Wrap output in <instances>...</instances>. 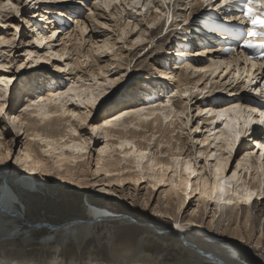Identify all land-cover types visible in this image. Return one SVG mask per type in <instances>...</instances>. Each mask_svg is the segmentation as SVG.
Returning a JSON list of instances; mask_svg holds the SVG:
<instances>
[{
	"label": "snow or ice",
	"instance_id": "obj_1",
	"mask_svg": "<svg viewBox=\"0 0 264 264\" xmlns=\"http://www.w3.org/2000/svg\"><path fill=\"white\" fill-rule=\"evenodd\" d=\"M47 2L49 0H19L18 3L14 2V0H6V2L0 3V30L11 29V33L7 37L4 34H0V47L6 50L5 56L7 61L0 62V86H2L0 87V191H3L8 197L13 208L17 210L26 209L21 192L18 191L17 186L22 188L24 192H27L35 184L50 182L48 178H58L72 185L96 188L100 193L110 192L112 196H117L119 192L113 190V186L117 188H123L126 184L139 186L143 181L151 180L155 183L146 185L145 187L155 189L157 185L165 184V177H167L168 173H172L170 183L173 187L179 189L180 185H185L191 190L193 195L201 194L206 201H213L217 206L252 205L256 199L264 202V184L258 190H252L246 186V182L242 181L239 176L241 171L248 172L251 158L256 156V152L246 150L245 145H251L253 148L259 149V160L264 162V75L257 81L256 76L249 75L247 71L241 76L239 70H237L235 78L227 79L225 83L232 86L233 90L228 93L229 95L237 96L240 91L252 93V98L256 99L255 104L238 99L228 106L217 105L214 108L210 105H214L221 97L211 95V89L206 87L198 89L196 93L201 103L205 105L203 110L193 111L191 108L187 109V112L181 110L175 116V119L179 121V126H176L173 121L172 137L174 138L178 132L182 135H188L187 132L183 131L184 129H188L191 133H201L206 130L199 119L195 120V125L189 128V125L193 124L194 117H201L202 115L215 117L216 119L208 121V124L214 127L217 126V120L224 122L222 127L218 128L219 135L214 138L226 145L224 150L227 152L228 157L216 161L214 184H211L207 177L203 180L198 177V173L194 170L191 160L187 162L184 168V171L188 174L187 178H180V157H172V164L165 162L157 163V157L165 158L169 156L168 151H161V149H165L166 147L171 149L173 145L168 144L166 146L164 143H160L157 147L153 148L157 140L155 135H152L151 139L147 141L145 150H137L136 144L131 140L120 141L114 145L121 152H123L125 147L129 149L124 155L125 157L135 159L134 169L123 167L120 171H106L101 168L99 163L96 164L94 169H90L83 163H80L78 166V161L83 162L88 159L87 153L92 147L93 138L100 140L107 139L105 133L102 131L103 129L119 128L120 122H123L125 129L132 128L137 129V131L141 129L147 131V126L160 122V117H164L165 122L173 120L172 116L166 115L167 110H171L174 114L176 113V109L172 107L173 101L171 97L177 96L179 93L173 89L167 92L159 102H145L142 105L133 104L132 98L129 96L126 98L127 107L118 108L110 118L103 122L96 124L89 123L93 112L98 111L97 104L101 100H104V103L101 104V108H103L104 105L113 103L114 98L121 91L118 86H122L123 82L128 78L129 73L133 71L125 56L116 52L115 44L108 43L112 37L107 34H105L104 44H98L93 41L88 48L90 53L93 48L99 49L97 59L100 64L99 76L103 78V84L97 80L96 76H91L90 79L94 84L91 93H88V89L85 88V94L77 95L73 100L71 95L73 89L77 88L80 84H87V81L82 80L81 76H74L72 85L70 87L65 86L66 90L55 91L46 99H35L18 110L32 116L43 115L47 105L59 104L60 98L67 97L65 103L82 106L86 109L85 114L81 116L76 111H57L52 112L51 115L58 116L63 114L70 117L67 131L73 139L69 140L65 136L61 139L59 145H56L55 141L41 139L39 135L28 136L27 140L40 141L41 144L46 145L41 150L44 154L43 157H39L31 152V149L27 145V140L23 144L19 143V140H25V136L19 127L18 116L13 112L11 107V97L10 95L8 97L5 95L8 87L13 84V81L17 80V77L13 74L41 64H47L51 70L64 74L76 73L79 70L78 65L68 64L64 66L53 62L54 60L64 61L69 56L67 51L53 50L56 45L63 44V34L52 27V30L47 31L44 36H41L36 26L31 22V17L38 5ZM55 2L63 14H55L54 19L57 22L60 20L65 21L70 28H77L78 35L83 36H87L89 31L93 33H102L103 30L112 31L109 23H101L96 11H89L93 4L98 9H110L111 5L119 6L126 4L133 12H136L137 8H144L147 11L151 7H154L151 0H149L147 5L139 3V0H131L130 3L129 0H111V4L109 2H102V0H55ZM165 3H167V0H165ZM257 4L261 8H264V0H203L205 10H211L216 13V17L212 20V23L217 26L226 27L234 23L238 24L242 18L250 21L252 27L250 30H243L247 33L246 37L237 43V47L241 51L257 47L264 49V31H258L255 27L259 24L261 28H264V13L256 11L255 6ZM187 8L188 0H179L177 12L180 15L176 20L175 31L184 32L185 40L190 35L188 25L191 23V19L188 18L189 12ZM226 8L229 11H224ZM232 9H239V14L233 12ZM155 12L157 13V17L154 21L146 19L143 21L146 29H155L160 22L162 18L159 16L161 12L160 7H155ZM107 15L113 21L119 19L117 15L112 14V11H108ZM12 16L18 19V24L9 23ZM163 18L171 22V14L167 11ZM39 19L46 23L48 21L46 15L40 16ZM84 19H88L90 25L85 24L83 22ZM21 25H23L26 33L31 34L30 37L22 39ZM129 31L138 33L136 38L131 41V47L135 48L136 45H145V47L138 49L137 59H146L155 50L151 44H148L143 39L148 34L147 31L142 30L139 23L133 26V20L128 19L124 32H117L116 35L123 41L125 34ZM161 31L162 35L160 39H163V36L167 35L170 29L165 27ZM31 37H35V39ZM256 38H259V43H257ZM33 47L37 50H33ZM122 47L123 49H129L130 45L124 43ZM213 50L214 46L210 45L205 49L194 50L192 55H200L202 52L207 57ZM222 51L229 53L235 52L236 49L225 47ZM105 56L107 60L103 59ZM244 59L250 60L252 57L247 56ZM213 63H216V61H213ZM219 64L225 65V61L220 60ZM225 66L232 67L231 64ZM251 68L255 71L257 65L252 64ZM261 68L264 69V65H261ZM199 70L206 71V69ZM109 72L112 74L111 77L108 75ZM149 74L154 75L155 78L168 79L163 71H159L156 68H152ZM217 84H219V80ZM205 94H208L207 99H205ZM105 97L107 99H104ZM183 97H189V92L184 91ZM233 114L235 116L234 119L232 118ZM73 121L76 122L75 126L72 123ZM78 129L90 132V135H82ZM208 135L212 136L214 134L209 132ZM17 137H19V140H17ZM112 139L119 140V137L114 136ZM64 141L68 142L65 143ZM197 143H200V141L198 140ZM202 143L203 145L214 147L210 144L207 136L203 138ZM54 145H56V155H54ZM107 148L108 144L104 143L103 146L98 149H92V151L98 150L100 153H104ZM237 148H239V153H237L236 162L233 164V170L227 175H222L228 172V161ZM65 150H70V154H65ZM150 151L155 153L147 167V171L152 173V175H145L146 169L143 165L145 160L149 158ZM177 151H179V148H177ZM199 157L206 160H215L217 152L211 151L205 157V153L201 151ZM121 163L123 164V161ZM201 167L203 168V166ZM157 170L161 175L159 179H157V175L155 174ZM125 172H136L138 175L135 177L131 175L125 177ZM202 175L203 171L200 173V176ZM8 176L14 178L13 182H6ZM41 176L45 178L43 181L38 179ZM191 177H198L195 181V188L192 187V183L190 182ZM178 178H180L179 184L177 183ZM201 184H203V187H201ZM241 185L244 186L241 187ZM147 195L148 193H145V196ZM158 198L159 194L151 201L146 200L143 204L146 213L171 222L169 227L175 230V234L181 238L182 242H186L189 245L198 241L210 243L208 240L209 235L215 239L218 233L224 232L227 229V234L236 240V245L226 250V255L231 264H244L242 249H248L254 255H258L260 257L259 264H264V240L257 243L258 237H264V230L257 227L254 231L247 221L241 223L239 219H232L227 216L221 217L218 225L217 213L201 212L204 205L196 202L192 206L188 205V192H184V195L179 198V202L172 205H168L167 203L161 205L158 202ZM234 215L238 216L239 213H234ZM202 218L204 219L203 227L206 231L204 235L198 236L195 233V228L201 226ZM88 222V218H76L75 220L65 222L64 225H51L49 227H36L39 224L31 222L33 227L30 231L26 232L25 239H30L32 233L40 234L47 249V259L42 264H144L143 261L133 259H123L118 262L103 259L101 256L102 252L119 257H134L146 253L147 249L124 241L114 234H99L86 230ZM145 227L154 228L155 225L149 221ZM209 229L211 230L210 232L207 231ZM235 232L239 234L234 235ZM0 264H37V262L27 259H8L0 256ZM209 264H220V262L214 259Z\"/></svg>",
	"mask_w": 264,
	"mask_h": 264
},
{
	"label": "bare ground",
	"instance_id": "obj_2",
	"mask_svg": "<svg viewBox=\"0 0 264 264\" xmlns=\"http://www.w3.org/2000/svg\"><path fill=\"white\" fill-rule=\"evenodd\" d=\"M3 1L4 0H0V3H4ZM163 1L165 2V0H162V2ZM172 1H175V0H170V2H172ZM102 2H109L111 4V0H102ZM170 2H168V4H170ZM49 3H51V4H49ZM41 4H43V3H41ZM47 4L50 5V7H48L49 10H51V9L55 10L57 7H59L57 5V3L55 2V0H49V2ZM43 7H46V6H43ZM155 7H157V6H155ZM58 9H60V8H58ZM109 10H111V9H109ZM102 11H104V9ZM225 11H227V8L225 9ZM117 12H118V14H121L123 11H117ZM142 12H143V10L141 8V11L139 13H142ZM167 12L171 14L172 21L169 22L167 19H164V22H163V25H162V29L164 27L170 28L171 25L176 24V21L173 18L172 10L170 8H168ZM57 13L61 14L62 13L61 9ZM47 14L48 13L45 12L42 15H46L48 17V21L52 22V17L50 15H47ZM152 14H153V11H152ZM152 14L148 15V17H147L148 21H154L156 19L157 13H155L154 15H152ZM113 15H115V14H113ZM128 16L132 17L131 16V12H130V15H128ZM215 17H216V13H215V16H213V17L205 15V18H204V20H202V22H204L206 24L205 25L206 28L213 27V28H217V29H221V30L231 31L232 33H235V34L238 33V35H242L243 34L244 27H243V23L242 22H240L238 24L234 23L233 25L226 26V27L217 26L214 23H212V20ZM124 18H125V15H124ZM120 19H119V21H120ZM126 21L127 20L125 19V21L123 23L122 22L115 23L118 26V32H121V33L124 32V29L127 27V22ZM31 22H32V20H31ZM83 22L86 24L87 21L84 20ZM102 23H105V22H102ZM138 23L140 24V21H138V20L137 21H133V26H135ZM33 24L36 25L37 31L39 30L38 33L41 36H44L45 33L47 31H49V29L52 30L50 25H45V26L43 25L41 27L40 26L41 23H38V24L33 23ZM66 24L67 23H65V25ZM62 25H64V24L62 23ZM38 26H40V28ZM46 27H47V29H46ZM140 27H141L142 30L146 31L145 27H143V25L140 26ZM157 27H158V24H157ZM59 28L60 27L55 28V29L58 30L60 33H63L62 32L64 30L63 26L61 27V29H59ZM155 29H154V31H155ZM64 33L66 35V36L64 35L62 37V39L64 41L63 42L64 44L56 45L53 50L55 51V50L59 49L61 52L67 51L69 53V56L64 61H57V63H58V65H61V64L64 65L65 64L64 66H67L68 64H74V65H78L79 66V70L76 73H68L66 75L64 73H60L61 76L65 75L66 77H69V78H70V76H72L69 79V81H68L70 84L67 85V83H65V85L70 87L72 85L74 76H81L82 80L87 81V84H80L77 88L73 89V93L71 95H72L73 100H74L77 95H84L85 94V88L88 89V93H91V89H92V87H94V84H93V82L91 81V79L89 77L96 76L97 80L100 81L101 84H103V78L99 76V71H100L99 60L97 59V56L95 55V52L97 53L99 51V49L98 48H93L91 53L88 51V49L86 51L81 50L83 38H85V36L78 35L77 28H75V27H71L70 28L69 25L65 26ZM1 34H4V33H1ZM136 34H138V33L137 32H131V31H129V32H127L125 34V39L124 40H126L128 38L129 41L127 40L125 42L130 45L128 51L130 50L131 54L135 53L138 49L142 48V46L145 47V45H136L135 48L131 47V41L136 38V36H137ZM93 35L90 34L89 37H88L89 39H91L90 43H92L93 41L97 42L98 44H104L105 43V38L94 40ZM73 36H75L74 37L75 40L77 38V41L79 43L77 41L74 42L75 40H74ZM191 36H190V38H191ZM184 37H185V33L182 32V35L178 38V41H177L179 43V45L180 44L183 45L185 43H189L188 42L189 39L187 38V40H185ZM34 39H35V37H34ZM143 39L147 43H149L151 39H153V42L155 40L153 33L151 34V36H147V35L144 36ZM258 39H257V41L259 42ZM72 40H74V41L72 42ZM191 40L192 39H190L189 41H191ZM68 43H70V44H68ZM108 43L109 44H115V48H116V46L118 45L119 41L117 42V41H115V39H111V40L108 41ZM151 43H152V40H151ZM175 43H176V41H175ZM58 46H61V48H57ZM206 46H207L206 44L202 45V46L199 45V46H197L198 47L197 50L205 49ZM89 47H90V45H89ZM116 49H117L116 52L118 53V51L120 50V47H117ZM217 49L218 48H214V50H217ZM258 49H261V48L257 47L253 51H256ZM183 50L184 49H180V48L179 49H173V48L167 49V48H165V50H164V51L167 52V54H164L165 58L169 59V60H166V61H170V60H174L175 61L176 59H178L177 57H180V56L183 57V55L186 56L185 60H188V61L185 62L186 65L183 66L180 71L179 70L177 71V68L179 66H176V68H175V66L174 67H169V66L164 65L163 68L159 69V71H163L164 75L166 77H168V79L165 80V79H161V78H155L154 75H152V79L154 78V79H156V81H158V80L161 81L162 80V83H167L169 80H171V78H173V79L176 78L177 84L175 85V87L178 88V89H176V91L178 93L180 92L177 95V96H179L178 99H181L183 97V92L184 91L191 92V94H192V92H194L193 91L194 88L199 87V86L201 87V85H203L205 83V85L202 86L200 89H204L206 87L207 88L209 87V89H211V92H214L215 94L217 93L218 95H219V91L220 92L222 91V93H223L224 92L223 90H226V92H224V94L227 93L226 96L223 97V96L219 95L221 97L220 101H216L214 105H210V106H212L214 108L217 105H219V106H228L234 100H238V99H243L244 101H247V102H250L251 100L252 101L256 100L255 98H252L253 96L252 97L250 96L251 98H249L248 92H245V91H240L237 94V95L240 94L239 96H236L234 98H230L232 95H229L228 93L231 92L233 89H232L231 85L225 83L224 79L227 77V75L229 73H232V71H234V68L235 69L237 68L239 70L241 76H243L245 71H247L249 75H255L256 79L258 81L260 78H259L257 72H258V70L262 69L261 65H264V61L258 62V58L257 59L255 58V61L254 60L253 61L250 60L252 62V64H256V65L258 64V67L255 69V71H253L252 68L250 67L251 66V62H249V59H247V60L244 59L245 66L242 67V63L243 62L241 63V58H237V57H233V56L229 57V56H225V55L220 56L221 60L225 61V65L231 64L232 66H234V68L231 67L232 70L230 71L231 68H229L227 66L225 67L224 65H220L219 64L220 60H212V61L209 60L208 61L207 59L202 58V56H204L202 52L200 54L201 56L199 57L198 55H195V56L192 55L191 49L190 50H185V51H183ZM40 51H42V50H40ZM71 52H72L73 55H77V57H76V59L74 61H73L74 57L71 58L72 60L69 59V57L71 56ZM169 53H171V55ZM189 53H191V54H189ZM81 54L83 56H85V57H88V59H90V58L93 59V62H92V60H90L91 63H89L88 66H83V62L84 61L83 62L81 61V57H83V56H81ZM1 55H3V54H0V56ZM169 55H170V57H169ZM213 61H216V63H213ZM3 62H6V61H3ZM45 65H47V64H45ZM190 67H192L191 68L192 71L189 74L188 73V69ZM34 68L35 69L43 68L44 70L47 69L46 67L39 66V65L35 66ZM225 68H226V70H225ZM199 69H206V71H200ZM243 69H244V72H243ZM236 71H234V73H233L234 75L230 79L235 78V72ZM192 72H193V74L198 73V75L192 77L191 76ZM221 72H223L222 75L225 73L224 75H226V76H224V77L222 76L223 78L221 79V81L219 83L220 85L217 84L216 86H214L213 83L211 82L210 86H208L209 85V82H208L209 77L210 76H214L213 78H217V75L219 77ZM209 73H210V75H209L208 79H206L205 76H207V74H209ZM108 75H109V77H111V74L108 73ZM58 76H59L58 78L56 76H52L49 79V82L53 83V85L47 87L48 85L44 84L45 85L44 87H46V89L45 90H43V89L38 90L33 95L34 97L31 96V97H29L27 99L28 101L26 102V104L31 102V101H33V100H35V99H46L47 97L51 96L55 91H63V89L65 88L63 86L64 82H61L58 85V83H59L58 80L61 77L60 75H58ZM202 80H204V82ZM128 81H129V79H126L123 82V85L121 87H123L125 85V83H127ZM191 82H192L193 86L189 87L188 84H191ZM201 82H203V83H201ZM182 86L183 87L186 86V87L184 89L183 88L180 89V87H182ZM140 88L144 89L146 87H144L141 84ZM64 90H66V89H64ZM191 94L189 93L190 97H191ZM205 95L208 97V94H205ZM251 95H253V94H251ZM139 97H140L139 101H136V102L134 101L132 103L136 104V105H142L145 102H151V101L159 102L160 100L163 99V98L162 99L158 98V99H155V100H145L146 94L142 95V93L139 95ZM104 99H107V97H105ZM171 99L173 101L172 107L176 109V113L174 114V113L171 112V110H167L166 111V115L172 116L173 120L165 122L164 117H160L159 118L160 122L147 126V131H144L143 129H141L140 131H137V129H132V128L125 129L123 127V122H120V127L119 128H116V129L105 128V129H103L102 131L105 133V136L107 137V139L103 140V142L108 144V148L105 150L104 153H100L98 151L96 163H99L101 168L103 170H106V171H120L123 167H127L129 169H134L135 168V163H136L135 159L132 158V157H125V155H124V153L128 152L129 149H127V147H125L123 152H121V150L120 149H116L114 147V145L119 143L120 141L131 140L133 143L136 144L137 150H145L146 146H147V141L151 139L152 135H155L157 137V140H156V143L153 145V148L157 147L160 143H164L166 146L168 144H172L173 145L171 149H168L167 147L165 149H161V151H168L169 152V156L165 157V158L157 157V163L165 162V163L172 164L173 163L172 157H180L181 158V165H180V169H179L180 173H181V177L180 178H187L188 174L184 171V168H185L187 162H189L191 160L193 162L194 170L198 173V177L201 180H203L205 177H207L209 179V182L211 184H214V182H215L214 181V169L217 166L216 161L217 160H223L224 158L228 157L227 152H225L223 150V148L224 149L226 148V145H224L222 141H218V140H216L214 138L215 136L219 135L218 128L222 127L224 122L220 121L219 124L217 123L216 127H212L211 129H208L209 131L206 129L207 130L206 133L207 132L208 133L212 132L214 134L212 136H209L208 134L207 135L205 134V136H207V138L209 139L210 144L214 146V148H215L214 151L217 152V157H216L215 160H213L215 162L210 163L211 165L207 164L208 166L204 163V164H202L203 168L202 167H197L198 166V165H196V164H198V163H196L197 162V158H196L197 155L194 156V152H191V150H189L188 147H187V144H188V141H189V139H188L189 137L188 138L183 137L182 134L179 133V132L177 133V136L175 138L172 137L173 121L175 122L176 126H179V122H177V120L175 119V116L178 115V113L181 110L187 111L185 109L189 108L188 107L189 104L187 106L183 105V100H177V99H175V96L171 97ZM186 99H188V97L184 98V100H186ZM66 100H67V97H62V98H60L59 104L47 105L46 106V110H45L43 115L32 116V115H29L27 113L19 112L18 115H17L18 116V123H19V127L21 128V130H23V133H25V138H26L25 141L27 140V137L30 136V135H39L41 137V139L53 140V141L56 142V145H59L61 139L63 137H65V136H67L69 140H72L73 137L67 131V129H68V121L70 120V117L65 116L63 114L58 115V116L51 115L52 112H57V111H60V112H63V111H76L81 116H83L85 114V113H83L81 111V109H80V108H82L81 106L73 105L71 103H65ZM103 103H104V100H101L100 103L97 104V108L99 106H101V104H103ZM195 104L197 106V109H199V111H202L204 106H205L204 103H201V100H198V98H196ZM61 106H63V107H61ZM125 107H127V105L122 107V108H125ZM122 108H120V109H122ZM160 110L163 111L164 109H160ZM116 111L110 112L107 115H104V112H103V115H100L99 117H97L95 119L96 123H100V122L105 121L106 119L110 118L111 115L113 113H115ZM232 118L233 119L235 118L234 114H233ZM93 119H94V117L90 121H92ZM212 119H216V118L207 116V118L205 120L208 122L209 120H212ZM218 121L219 120H217V122ZM72 123L75 126L76 122L73 121ZM96 123H94V124H96ZM203 123H205V121H203ZM92 124H93V122H92ZM225 132H226V130H225ZM114 136H118L119 140L112 139V137H114ZM196 140H197V138H196ZM25 141H24V143H25ZM202 141H203V139L201 140V142ZM64 142L67 143L68 141H64ZM103 144L101 146H103ZM27 145L31 149L32 153H34L35 155H37L39 157H43L44 154H43V152L41 150H42L43 147H46V145L41 144L40 141H32V140H27ZM56 145L53 146L54 147V155L57 154L55 152ZM205 146L206 145H204V147ZM177 148H179V151H177ZM246 149H248V147ZM201 151H203L208 156L210 154V152H211V149L209 150V149H207V147H205V149L201 148L198 152L200 153ZM238 151H239V148H237V150L234 152L235 156H237ZM248 151H250V149H248ZM65 154H70V150H65ZM154 155H155V153L150 151L149 152V158L147 160H145V162H144L143 166L146 169L145 175H152V173L147 171V167H148V164L150 163V161H151V159H152V157ZM49 159H51V158H49ZM122 161H123V164L121 163ZM206 161L209 162V159H207ZM229 161H228V164H229ZM80 163H83L85 166L88 167L89 160L87 159L86 161H83V162L78 161V166H79ZM228 164H227V169H228V172H229L231 170V167L228 168ZM207 167L209 168V170H208L209 172L207 171L208 173L206 174L205 169ZM210 169H211V171H210ZM201 171H203V175L202 176H200ZM228 172L223 173L222 175H227ZM155 174L157 175V179L161 178V175H160L158 170H157V173H155ZM124 175H125V177H127L128 175H131V176L135 177V176L138 175V173H136V172H131V173L125 172ZM239 176H240V179L242 181L246 182V186L250 187L252 190H258L259 187L262 184H264V162H261L259 160V153H256V156L251 158L250 168H249L248 172L241 171V173H239ZM171 177H172V173H168L167 177H165V184L156 186V189H160V188L163 187V192H164V197H165L163 202L167 203L168 205H172L174 203L179 202V198L184 195V192H188V196H189L188 205L192 206L194 204V202L202 204V205H204V207L201 209V212H205L204 209H207V207L209 206V203L211 201L207 203V201L202 197L201 194L193 195L191 190H189L185 185H180L179 189L173 187V185L170 183ZM198 177H191L190 182L192 183V187L193 188H195V186H196L195 185V181H196V179ZM180 178L177 179V183L178 184H179ZM38 179L43 181L45 178L43 176H41ZM55 179H56V181H58L59 183H62V184H65V183L71 184V183L66 182V181H61L58 178H55ZM13 180H14V178L12 176H9L6 179V182L7 183H11V182H13ZM146 181L149 184L155 183L154 181H151V180H146ZM243 186L244 185H241V187H243ZM17 187H18V191L21 192V196H22L23 202H24V204L26 206V209L24 210L25 211V215H27L26 211L29 210L27 202H28L30 197L36 195L37 191H35V190H38L37 188L44 187V188H46L47 190H50V191L52 189H54V188H51L50 185L47 184V182L35 184V185H33L32 189L30 191H27V192H24L23 189L20 188L19 186H17ZM201 187H203V184H201ZM95 190H97V189L95 188ZM113 190H116V189L113 188ZM134 192H135L134 190L128 191L127 194H129L128 196L133 198L135 196ZM106 193H108V192H105L103 194H106ZM119 195H120V193H119ZM193 198H195V199H193ZM133 201H134V199H133ZM88 202H89L88 206H89V212H90V216L91 217H90V219H88L89 222H88V226H87L86 230H92L91 224H92V221H94L95 217L98 218V217L104 216V215H113V216L116 215V213L112 209H110L108 206H106V205H103V204L97 203V202H90V201H88ZM158 202H159V200H158ZM159 203L161 204V202H159ZM212 203L214 204V206L212 208L210 207V211H209L210 213L215 212V213L218 214V212L220 211L221 214H222L224 209L229 208L230 211H227L228 213L225 216H227L229 218H232V219H239L241 223H243L244 221H247L249 226L252 225L251 227H252V229L254 231H255V229L253 227L254 226L253 223H255V222H253L254 219L251 216V212H250L251 208H248V207H252V210L256 209L255 211H257V212L259 210L260 212L257 213L258 216L261 214V210L264 209V202H261V205H263V206L260 207L258 205V199L254 200L252 205H236V206L219 205V206H217V205H215V202H212ZM242 207H245L244 208L245 211L243 210L244 212L242 211V209H243ZM5 208L12 210V212L14 210H17V209L12 207L11 201L4 194V192L0 191V256H4V257H6L8 259H27V260H31V261H36L35 260L36 258H43V259L45 258L44 260H46L47 259V249H46L45 246L43 247V249H41L42 247H40V245H45L44 241H42V239H41V242H39V240H38L39 237L34 235V233H32L30 239H28V240L25 239L26 232L30 231L32 229L33 225H32L31 222H37L38 218L34 217L35 219H33V217H32V219H31V217H24L21 220H18V216H16V215H19V214H17L16 212H14L12 214H9V213L6 212ZM234 213H239V215L236 216V215H234ZM263 216H264V214H263ZM219 217H220V215H219ZM219 217H217V218H219ZM75 219H76V217L75 218H71L68 221H72V220H75ZM22 220L23 221L25 220L24 222L26 224L23 223ZM155 220L156 221L153 222L154 225H155L154 229L162 230V229H166L167 228L166 220H162V219L158 220V218H155ZM65 222H67V221H64L62 223V225L65 224ZM263 223L264 222H262V224H260V229L261 230H264ZM203 224H204V219L202 218L201 226H197L195 228V229H198V230H196V231H198V233L205 234L206 229L203 227ZM51 225L52 224L48 225V227L51 226ZM59 225H61V224H58L57 226H59ZM218 225H219V223H218ZM16 228L18 230V231H16L17 233H12V230H14ZM154 229L146 228V231L147 232H149V231L152 232V230L155 231ZM169 231H170L169 233H161V234H159V236H162L163 238H165L166 236H171V238L174 239L175 243H177L179 247L185 248L190 254L191 253L193 254V256L186 257V259H182L181 261H179V264H209V262L213 261L214 259L219 261L220 264H231V261L229 260L228 256L225 254L226 252L224 254H222V253L216 251V249H214L212 247L214 245V247L216 246V247L220 248L221 252H222L223 250L226 251L228 249H231L234 245H236V240H234L232 238V236L227 234V229H225L224 232L218 233L216 235L215 239H213V237L211 235H209L208 238L210 239L209 240L210 243H204L203 241H198V242L190 244V245L187 244L186 242H182L181 238L178 237L175 234V230L169 228ZM207 231L210 232L211 230L209 229ZM151 232H149V233H151ZM154 234H155V232H154ZM238 234H239L238 232L234 233V235H238ZM197 235L201 236L199 234H197ZM261 240H264V237H258L257 238V243H260ZM211 241H213V242H211ZM217 241H220V242H217ZM35 245H37V246H35ZM27 246L30 247V248H28ZM139 246L147 249V252L146 253H142V254H140L138 256H134V257H131V256H121V257H119V256L111 255V254L106 253V252H102L101 256H102L103 259H106L108 261L112 260V261H117V262L121 261L123 259H126V260L127 259H133V260H139V261H143V262H144V260L146 261V260L151 259L150 257L152 255H154V253L151 251V249L148 248L143 243H140ZM155 254H158V253H155ZM242 259L244 261V264H259V260H260V259H257L255 257H253V256L246 255L243 252H242Z\"/></svg>",
	"mask_w": 264,
	"mask_h": 264
},
{
	"label": "rangeland",
	"instance_id": "obj_3",
	"mask_svg": "<svg viewBox=\"0 0 264 264\" xmlns=\"http://www.w3.org/2000/svg\"><path fill=\"white\" fill-rule=\"evenodd\" d=\"M3 2H6V0H4ZM14 2L18 3L19 0H14ZM130 2H131V0H129V3ZM151 2H152V5H154V7H151L147 11L144 8H142V10H143L142 13H139L141 11V8H137L136 12H133L130 8L127 7L126 4H121L119 6H117V5L110 6L111 10H109V9L108 10L112 11V13L115 15L117 14L119 19L121 18L120 21H119V19H117L115 21L111 20L110 17L107 15L108 10L104 9V11H102L103 9L96 8L95 4H93V6L89 9V11H96L98 13V17L100 18L101 23L102 22L109 23L112 31L109 32L108 30H103L102 33H93L91 31H89L87 36H85V38H83L81 50L86 51L88 49L89 45L91 46V43H90L91 39L88 38L90 34H92V35L94 34L93 38H94V40H96V39L105 38V33H106L107 35H111L112 39H115V41H117V42L119 41L116 48L120 47V50L122 52L119 50L120 52L118 51V53L125 56V58L128 61L129 66H131L133 68V71L129 73V76L127 78V79H129V81L127 83H125V85L123 87L118 86V87H120L121 91H120V94L116 98H114L113 103L106 104V105H104L103 108H101V106H99L97 108L98 111H94L92 117L90 118V120L93 117H94V119L92 121L89 120V123H91V124H92V122H93V124L96 123L95 119L97 117H99L100 115H103V112H104V115H107L110 112H114V111L118 110V108H122V107L126 106L127 105L126 98L129 96L132 98V102H134V101L136 102V101H139V99H140L139 95L141 93H142V95L146 94V96L154 94L155 90L153 89V87H156L155 83H158V86L160 88L163 87L162 89H160V91H157V92H159V94H162V95H159V97H158L159 99L164 98V96L167 92H170L173 89H175V90L178 89L175 87V85L177 84L176 78L175 79L171 78V80H169V81L167 80L168 81L167 83H162V80L156 81V79H154V78L152 79V75H150L149 73H150L152 68H156L157 70H159V69L163 68L164 65L169 66V67L175 66V68H176V66H179L177 68V71L178 70L180 71L181 68L186 65L185 62L188 61V60H185V57H182V56L177 57L178 59H176L175 61L174 60L166 61L169 59H166L164 56V54H167V52L164 51L165 48H167V49H171V48L179 49L180 48L181 49V47H182V45L181 44L179 45V43L177 42L178 38L182 35V32L175 31L176 24L171 25L169 28L170 31L168 32V34L163 36V39H160V37L162 35V31H161L162 25L164 22L163 17H164L165 12L168 11V8H170L172 10L173 18L175 21L177 20L178 16L180 15V13L177 12V8L179 7V0H175L172 2H170V0H167V3H165L164 1L162 2V0H151ZM168 2H170V4H168ZM47 3H43V4L38 5L35 13L31 17L32 23H36V24L41 23V25H40L41 27L43 25L44 26L50 25L51 29H52V27H55V28L60 27L59 29H61V27L63 26L64 30L62 32L64 33L65 26H68V24L65 25V21H63V20H60L59 22H57L54 19V15L58 14L57 12L60 10L58 8H60V7H57L55 9L56 11L53 9L49 10L48 7H50V5H48ZM139 3H141V4L144 3L143 5H147L149 3V0H139ZM49 4H51V3H49ZM43 6H46L47 8L43 7ZM155 6L160 7V9H161V13L159 14V16L162 18L160 19V22L158 23V27L155 29V31H154V29H146L145 28V30L148 33L147 36H151L152 33L154 35V39H155L154 42H153V39H151L152 43L150 40V42L148 44H151L155 50L152 51L151 55L147 56L146 59L145 58L137 59L138 50L133 54H131L130 50L128 51V49L123 50L122 45L124 43H126L125 41H127L128 38L126 40L120 41L119 37L116 35V33L118 32V26L115 23H117V22L123 23L125 21V19L126 20L132 19L133 21H137V20L140 21V26L143 25V27H144V23L142 21H144L145 19L147 20L148 15L152 14V11H153L152 15H154L156 13L155 12ZM255 7H256L257 12L264 13V8H261L259 4H257ZM232 10H234L235 12H237V14H239V9H232ZM117 11H123V12H122V14H118ZM187 11L189 12L188 18L191 19V23L188 25V27L190 29V35H189L188 39L190 40V39H192V38H190V36L191 35L193 36V33L196 31V29H195L196 26L200 22H202V20H204L205 15H208L209 11L205 10V8L203 6V0H194V2H193V0H188ZM227 11H229V9H227ZM45 12L48 13L47 15H50L52 17V22L47 21V23H45V21L39 19V17L42 14H44ZM130 12H131L132 17L128 16V15H130ZM124 15H125V18H124ZM84 20L87 21L86 24L90 25V21L88 19H84ZM171 21H172V18H171ZM240 22L243 23V27H245L246 29L250 30V28L252 27L249 20H245L242 18ZM9 23L18 24L19 21L15 16H12L11 19L9 20ZM62 23L64 25H62ZM40 26H38V27L40 28ZM20 27H21L22 39L25 37L31 36L30 33L25 32L23 25H21ZM255 27L258 31H264V28H261V26L259 24H257ZM46 29H47V27H46ZM245 32L246 31H244V33ZM1 33H4L6 36H8L11 33V29L0 30V34ZM64 35H65V33L63 34V36ZM74 37L75 36H73V38ZM244 37H246V36H244ZM31 38L34 39V37H31ZM257 39L258 38H256V40ZM74 40H75V38H74ZM74 40H72V42ZM76 41H77V38L74 42H76ZM175 41H176V43H175ZM208 42L210 44H208L206 46V48L210 45L214 46V48H218L217 50H213L209 56H207V57L202 56V58L207 59L208 61L209 60L210 61L221 60L220 56H222V55L229 56V57L233 56V57L241 58V63L243 62L242 67L245 66L244 57H246V56H251L252 57V59H250L251 61H253V60L255 61V58L256 59L258 58V62L264 61V49H262V48L258 49L256 51H253L255 49H247L245 51H241L240 48L236 47L235 52L224 53L221 49V46H218V42H216L214 39L209 38ZM68 44H70V43H68ZM196 45L202 46V44H195L194 45L195 48L193 50L191 49V52L198 49V47ZM224 46H226V45H224ZM227 46L229 48L231 47V45H227ZM57 48H61V46H58ZM142 48H143V46H142ZM33 50H36V49L33 47ZM5 52H6V50L3 47H0V54H3L0 56V62L6 61ZM169 54L171 55V53H169ZM95 55L97 56L96 52H95ZM170 55H169V57H170ZM81 56H83V55L81 54ZM198 56L200 57L201 55H198ZM72 57H74L73 58V61H74L76 59L77 55H73L71 52V56L69 57V59L72 60L71 59ZM103 59L107 60V57L105 56V57H103ZM90 60H92V62H93V59H91V58L88 59V57H85V56L81 57V61L82 62L84 61L83 66H88L89 63H91ZM250 60H249V62H251ZM53 62L58 64L57 61H55V60ZM141 65H143V67H141ZM251 65H252V62H251ZM39 66H44L47 69L44 70L43 68H38V69L26 68L24 70H21L20 73H14L13 74L17 77V80L13 81V84L8 87V90L5 92V95H6V97H8L10 95L11 100H12L11 107L13 109V112H15L17 115L20 112L18 110L22 109L26 105V102L28 101L27 99L29 97H31V96L34 97L33 95L38 90H41V89L45 90L46 89V87H44L45 85H48L47 87L53 85V83L49 82V79L52 76H56L57 78L59 77L58 75L61 76V74L59 72H55V71L51 70L49 65L42 64ZM257 67H258V64H257ZM191 68L192 67H190L188 69L189 74L192 71ZM232 68H234V66H232ZM232 68L230 69V71L232 70ZM225 70H226V68H225ZM236 70H238V69L234 68V71H236ZM234 71H232V73H229L224 80L232 78V76L234 75L233 74ZM243 72H244V69H243ZM222 73L223 72H221L219 77L217 75V78H213L214 76L209 77L210 73L207 74V76H205V78L208 79V77H209L208 82H210V83L208 86H210L211 82L213 83L214 86H216L218 80L220 83L221 79L224 76H226V75H224L225 73L223 75H222ZM257 73H258V76L260 78L262 75H264V69L258 70ZM109 74H111V73L109 72ZM65 75H62L59 78L58 85L61 82H64V85H63L64 87L67 86L68 84H70L68 81L72 76L69 75L70 76V78H69V77H66ZM197 75H198V73H196V74H193V72L191 73L192 77L197 76ZM204 80H202V81L204 82ZM203 82H201V83H203ZM65 83H67V85H65ZM141 84L146 88L141 89L140 88ZM204 85H205V83L203 85H201V87ZM188 86L192 87L193 86L192 82H191V84H188ZM0 87H2V86H0ZM185 87L186 86H184V87L182 86V87H180V89L181 88L184 89ZM201 87L199 86V87L194 88L193 89L194 92H192V94H191V92H189L191 94V97L189 96L188 99H186V100H184L185 97L178 99L179 96H175V99L183 100V105L187 106L189 104L188 105L189 108L193 109V111H197L199 109H197V106L195 104L196 98H198L196 96L197 95L196 93H197V90L200 89ZM64 89H66V87ZM223 91L226 92V90H223ZM224 92L222 93V91L221 92L219 91V95L223 96V97L226 96L227 93L224 94ZM211 93H212L211 95L219 96L217 93L216 94L214 92H211ZM250 96L252 97L253 95L249 94V98H251ZM207 98L208 97L205 95V99H207ZM155 99L156 98H154L153 100H155ZM198 100H200V99L198 98ZM189 108H186L185 110H187ZM80 109L83 113L86 112L85 108L82 107ZM206 118H207V115H202L201 117H194L193 124L189 125V128H191L195 125V120H197V119L201 120L202 123H203V121H205V123H203V127L207 130L214 127L212 125H210L211 127L209 126L208 122L205 120ZM177 122H179V121L177 120ZM78 130L83 135H90V132H85L83 129H78ZM207 130H205L201 133H191L190 131H188V129L183 130L184 132L188 133V135H182L183 137H186V138L189 137L188 138L189 141L187 144L188 149L191 150V152H194V156L197 155L196 156V158H197L196 163H198V164H196V165H198L197 167H201L202 164H204V163L206 165L207 164L211 165L210 163L215 162V161H213L214 159H211V160L209 159V162H207L205 158L199 157L198 151L201 148L205 149V147H207V149H209V150L211 149V151H214V149H215L214 147H210L209 145L208 146L206 145L205 147H204V145H202L203 143L201 142V140L204 138L205 134L206 135L208 134V132L206 133ZM21 131L23 133V130H21ZM23 134L25 136V133H23ZM196 138H197V140H196ZM17 140H19V137H17ZM198 140L200 141V143L196 142ZM24 141L25 140H19V143L23 144ZM103 143H104L103 140H100L98 138H93L92 147H91V149H89V152L87 153V157L89 160L88 167L90 166L89 167L90 169H94L96 164H97L96 159H97L98 150L93 152L92 149H98ZM247 147H248V149H250V151H253L255 149L251 145H245V149ZM248 149H246V150H248ZM223 150H224V148H223ZM255 150L254 151L256 153H259L258 152L259 149H255ZM238 153H239V151H238ZM205 157H207L206 154H205ZM236 159H237V156H235V153L229 159L230 161L228 164V168L231 167V170H233V164L236 162ZM208 170H209V168L207 167L205 169L206 174L209 172ZM230 171L228 173H230ZM48 180L50 182H47V184L50 185V187L54 188V189H52L50 191L44 187L37 188L38 190H35V191H37L36 195L30 197L28 202H27L28 208H29V210L26 211L27 215H25L24 210H14L12 212V210L5 208L6 212L9 214L16 212L17 214H19V215H16V216H18V220H21L24 217H31V219H32V217H33V219H35L37 217L38 219H37V222H35V223H37V224L39 223V225H36V227H48V225H50V224H52V225L53 224L54 225L61 224L62 225V223L64 221H68L69 219L75 218V217L76 218H88V219H90L91 216H90V212H89V206H88L89 202L88 201L97 202V203H101L103 205L108 206L110 209H112L116 213V215H114V216L113 215H104V216H100L98 218L95 217L94 221H92V224H91V227H92L91 231H93L95 233H99V234H114V235L119 236L122 240L130 242L132 244H137V245H140V243L145 244L148 248L151 249V251L154 253V255H152L150 257L151 259L146 260V261L144 260V264H157V262H158V264H179V261H181L182 259H186V257L193 256V254L191 253L192 254L191 255L185 248L179 247L178 244L175 243L174 239L171 238V236H166L165 238H163L162 236H159V234H161V233H169L170 232L169 231V228H170L169 224L171 222L166 221V223H167L166 229L158 230V229L151 228V229H154L155 231H153V230H152V232L149 231L151 233L146 231L145 225L147 223H149V221H151V222L156 221L155 218H157V217L150 216L149 214H147L146 209H144V207H143V204L146 202V200L151 201L154 197L157 196V194H159L158 200H159V202H161V205L165 204V202H163L165 197H164V192H163L162 186H161L162 188H160V189H156V188L152 189L150 187H145L146 185H149V183L147 181H143L141 183V185H139V186L130 185V184L124 185L123 188H117L116 186H113V188L118 190L120 195L112 196L110 194V192L103 194V193H100L97 190H95V188L79 187V186L68 184V183L62 184V183H59L58 181H56L55 178H48ZM132 190L135 191L134 192L135 196L133 198L128 196L129 194H127L128 191H132ZM145 193H148V195L145 196L144 195ZM197 195H199V194H197ZM133 199H134L135 203L132 202ZM193 199H195V198H193ZM208 202H210V201H207V203ZM212 202L213 201H211L209 203V206L207 207V209H204L208 213H210L209 212L210 207L212 208L214 206V204ZM258 205L260 207L263 206V205H261V201H259V200H258ZM242 208H243L242 209V211H243L245 207H242ZM248 208H251L250 209L251 216L254 219L253 222H255V223H253L254 224L253 227L256 230L257 227L260 228V224H262V222H264V216H263L264 209L261 210V214L258 216L257 213L260 212L259 210L257 212V211H255L256 209L252 210V207H248ZM227 211H230L229 208L224 209L222 214L219 211L217 214V217H219V215H220V217H224L228 213ZM220 217L217 218V224L220 222V220H219ZM158 220H161V219L158 218ZM24 221L22 220L23 223H25ZM263 225H264V223H263ZM14 230H12V233H17L16 232V231H18L17 228ZM196 230H198V229H195L196 234L204 235V234L198 233V231H196ZM154 232H155V234H154ZM34 235L39 237L38 240H39V242H41L40 234L34 233ZM208 240H210V239L208 238ZM211 242H213V241H211ZM217 242H220V241H217ZM35 246H37V245H35ZM44 246L45 245H40V247H42L41 249H43ZM212 247L214 249H216V251H218L222 254H224L226 252L225 250H223L221 252V249L216 247V246L214 247V245ZM253 247H255V246L253 245ZM28 248H30V247H28ZM242 252L245 253L246 255H250V256H253L257 259H260V257L258 255H254L248 249H242ZM155 253H158V254H155ZM44 259L43 258H36L35 262H37V264H42Z\"/></svg>",
	"mask_w": 264,
	"mask_h": 264
}]
</instances>
